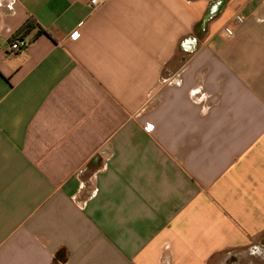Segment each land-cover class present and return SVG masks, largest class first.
Here are the masks:
<instances>
[{
  "label": "crops",
  "instance_id": "obj_1",
  "mask_svg": "<svg viewBox=\"0 0 264 264\" xmlns=\"http://www.w3.org/2000/svg\"><path fill=\"white\" fill-rule=\"evenodd\" d=\"M262 240L264 0H0V264H264Z\"/></svg>",
  "mask_w": 264,
  "mask_h": 264
},
{
  "label": "built area",
  "instance_id": "obj_2",
  "mask_svg": "<svg viewBox=\"0 0 264 264\" xmlns=\"http://www.w3.org/2000/svg\"><path fill=\"white\" fill-rule=\"evenodd\" d=\"M107 0H88V5L90 6V8L92 9H96L99 6H101L102 4H104ZM236 21L237 23H241L243 21V17L242 16H237L236 17ZM29 42L26 41L25 39H16L14 41L11 42L10 44V49L12 51H20L25 49L28 46ZM151 128L150 127H146L145 131L146 132H151Z\"/></svg>",
  "mask_w": 264,
  "mask_h": 264
},
{
  "label": "trees",
  "instance_id": "obj_3",
  "mask_svg": "<svg viewBox=\"0 0 264 264\" xmlns=\"http://www.w3.org/2000/svg\"><path fill=\"white\" fill-rule=\"evenodd\" d=\"M31 23V21L26 22V24L18 31V34L24 33L29 28Z\"/></svg>",
  "mask_w": 264,
  "mask_h": 264
},
{
  "label": "water",
  "instance_id": "obj_4",
  "mask_svg": "<svg viewBox=\"0 0 264 264\" xmlns=\"http://www.w3.org/2000/svg\"><path fill=\"white\" fill-rule=\"evenodd\" d=\"M261 246H264V240H262V242L260 243Z\"/></svg>",
  "mask_w": 264,
  "mask_h": 264
}]
</instances>
